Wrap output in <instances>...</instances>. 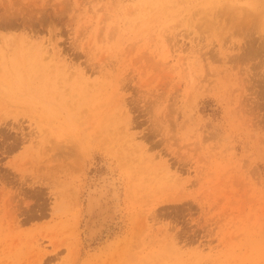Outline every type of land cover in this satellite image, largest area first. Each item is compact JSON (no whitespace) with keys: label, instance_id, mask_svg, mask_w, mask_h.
Returning a JSON list of instances; mask_svg holds the SVG:
<instances>
[{"label":"rangeland","instance_id":"obj_1","mask_svg":"<svg viewBox=\"0 0 264 264\" xmlns=\"http://www.w3.org/2000/svg\"><path fill=\"white\" fill-rule=\"evenodd\" d=\"M0 264H264V0H0Z\"/></svg>","mask_w":264,"mask_h":264},{"label":"bare ground","instance_id":"obj_2","mask_svg":"<svg viewBox=\"0 0 264 264\" xmlns=\"http://www.w3.org/2000/svg\"><path fill=\"white\" fill-rule=\"evenodd\" d=\"M250 52H252V51H250ZM257 52V51H256ZM250 54V53H249ZM105 217V216H104ZM101 219V218H100ZM107 222V221H106ZM94 227V226H93ZM102 228V227H101ZM100 231V230H99ZM92 237V236H91Z\"/></svg>","mask_w":264,"mask_h":264}]
</instances>
